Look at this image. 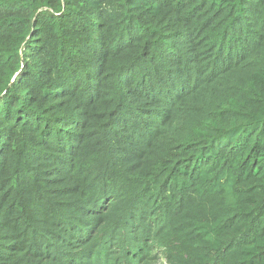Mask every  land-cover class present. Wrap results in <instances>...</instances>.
Here are the masks:
<instances>
[{"label":"trees","instance_id":"1","mask_svg":"<svg viewBox=\"0 0 264 264\" xmlns=\"http://www.w3.org/2000/svg\"><path fill=\"white\" fill-rule=\"evenodd\" d=\"M264 264V0H0V264Z\"/></svg>","mask_w":264,"mask_h":264},{"label":"rangeland","instance_id":"2","mask_svg":"<svg viewBox=\"0 0 264 264\" xmlns=\"http://www.w3.org/2000/svg\"><path fill=\"white\" fill-rule=\"evenodd\" d=\"M158 264H164V262L163 261H158Z\"/></svg>","mask_w":264,"mask_h":264}]
</instances>
